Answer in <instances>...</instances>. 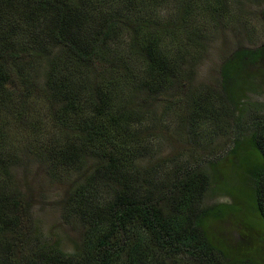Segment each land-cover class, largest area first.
Segmentation results:
<instances>
[{
    "label": "trees",
    "instance_id": "trees-1",
    "mask_svg": "<svg viewBox=\"0 0 264 264\" xmlns=\"http://www.w3.org/2000/svg\"><path fill=\"white\" fill-rule=\"evenodd\" d=\"M171 2L175 16L161 21ZM196 3L217 28L235 18L230 0H0V264H264L259 251L230 246L214 228L245 216L244 230L264 242V120L243 102L259 76L264 82V68L248 73L264 65V47L239 48L224 61L219 107L211 95L181 99L190 137L200 120L224 116L235 125L231 150L211 163L213 177L181 164L158 180L137 164L138 110L160 104L196 65L187 48L164 46L188 34ZM192 34L196 45L207 37ZM39 102L57 129L44 140L47 126L28 117ZM7 118L35 139L15 148ZM44 167L73 179L60 203L64 220L83 227L72 254L40 238L32 173ZM237 184L250 188V205ZM212 189L239 202L206 206Z\"/></svg>",
    "mask_w": 264,
    "mask_h": 264
},
{
    "label": "rangeland",
    "instance_id": "rangeland-1",
    "mask_svg": "<svg viewBox=\"0 0 264 264\" xmlns=\"http://www.w3.org/2000/svg\"><path fill=\"white\" fill-rule=\"evenodd\" d=\"M230 1L231 14H234L235 18L227 26L217 28L214 24L206 22V20L211 21V17L204 19L205 11L202 9V4L196 3L195 10H193L196 20L192 22L188 34H180L179 39H176L175 42H172L171 38L164 41V46L174 49L173 51L180 50L182 47L187 48L191 55L196 56V65L192 66L190 70L187 68L188 64L186 65L187 67L183 70L189 71L192 75L182 76L179 83L172 84L162 96L160 104L151 106L152 100H150L142 110H138L143 116L140 123H134V130L142 142L135 144L142 147V154L139 155L137 164L142 168H152L155 179L165 178L166 175L175 176V167L181 164L199 165L202 170H208V173L213 177L211 163L220 160L231 150L237 133L231 119L220 116L214 121L200 120L195 124L194 135L190 137V133L186 131L187 123L184 122V110L187 109V106L184 101H181V99L190 97L211 95L215 105L219 107L220 104L214 96H217V93L219 94L221 91L220 71L224 61L239 48L264 47V0ZM173 5L171 2L165 7L163 6L157 18L161 21L173 18L175 16ZM193 31L204 32L207 36L206 39L198 45L192 43L189 38L190 35H193ZM263 68L262 64L255 69L250 70V68L248 73L253 72L257 75L258 70L263 71ZM136 69L137 71L141 70L139 67ZM256 85L255 90L245 94L243 102L250 104L249 110H260L258 117L264 120V82L261 81L260 76L256 79ZM142 95L138 97L134 95L133 99L137 97L134 102L139 104L142 101ZM28 117L32 118L33 122L35 120L43 121V124L49 129L48 135L41 136L43 140L46 137L48 139L49 135L53 133L51 127L54 128V132L57 130L49 119L45 104L41 102L32 107ZM6 120L10 122L9 129L15 148H22L30 140L35 139V137L32 138L33 131L24 132L22 126L15 122V118ZM223 165L225 168L228 164L224 163ZM67 174L64 173L58 179L50 173L47 167L42 170L35 168L32 173V181L38 202L35 217L41 231V240L55 242L65 253L72 254L81 244L83 227L77 218L65 221L62 217L60 203L73 180ZM230 175L238 183L244 181V177L233 169L230 170ZM237 185L239 188L236 192H242L248 200V196L251 194L250 188L242 184ZM234 195L229 192H215L212 189L206 196L205 204L206 206H215L238 203L239 199ZM250 200H248V205H250ZM244 218L247 219L245 216L240 219L235 215H229L215 225V231L230 246L250 248L252 253L259 251L260 257L264 260V242H261L258 232L250 233L244 230Z\"/></svg>",
    "mask_w": 264,
    "mask_h": 264
}]
</instances>
